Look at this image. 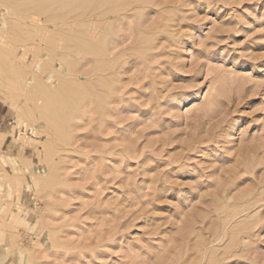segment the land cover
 Returning a JSON list of instances; mask_svg holds the SVG:
<instances>
[{
    "label": "rangeland",
    "instance_id": "obj_1",
    "mask_svg": "<svg viewBox=\"0 0 264 264\" xmlns=\"http://www.w3.org/2000/svg\"><path fill=\"white\" fill-rule=\"evenodd\" d=\"M79 1L1 3L0 264H264V0Z\"/></svg>",
    "mask_w": 264,
    "mask_h": 264
},
{
    "label": "bare ground",
    "instance_id": "obj_2",
    "mask_svg": "<svg viewBox=\"0 0 264 264\" xmlns=\"http://www.w3.org/2000/svg\"><path fill=\"white\" fill-rule=\"evenodd\" d=\"M77 1H79V0H77ZM82 1V0H81ZM114 1V0H113ZM4 2H5V0H0V4L1 3H3L4 4ZM8 7H9V9H11V11H13V12H15V16H18L19 15V17H21L22 15V17H23V22H21V21H16L15 23L17 24V26L19 25V26H21V25H23L25 28H22L21 27V30L17 27H15V29H17V33H14L13 35L15 36V43H13L11 46H12V52H13V57H14V59L16 60V61H18L19 62V64L21 65V67H20V69H21V72L23 73V74H26V75H29L30 73H32L33 71L35 72V73H38L39 75H40V73H39V71H42V70H40V69H42L41 67H45V71H46V69H52L51 67V65H52V63L50 64L49 63V61H48V63L50 64V65H48L47 64V61H46V58L47 57H44V55H46L43 51L44 50H46L47 49V52H48V47L51 45H49L48 47H46L48 44H47V42H45L44 41V37L47 35V33L49 32V28L47 27V26H43L42 24H41V22H40V19H39V17L37 16V15H39V14H37V12H38V10H42V9H44L43 7H44V4L46 5V3H47V0H8ZM80 2V1H79ZM96 2H97V0H96ZM99 2V1H98ZM92 3H93V1H92ZM3 4H1L0 5V7H2L3 8ZM80 4H81V2H80ZM98 4V3H97ZM5 5V4H4ZM90 5V4H89ZM94 5V4H93ZM52 6V5H51ZM83 6V5H82ZM94 6H96V5H94ZM98 6V5H97ZM113 6V5H112ZM5 8H6V10H8L7 9V6H4ZM88 7V6H87ZM89 8V7H88ZM93 8V7H92ZM113 8V7H112ZM115 8V7H114ZM93 9H95L96 10V7L95 8H93ZM92 10V9H91ZM9 11V10H8ZM86 11H87V9H86ZM76 12V11H75ZM75 12H73V13H75ZM92 12H93V10H92ZM5 13V12H4ZM12 13V12H11ZM72 13V14H73ZM77 13V12H76ZM80 13H81V11H80ZM5 14H7V13H5ZM17 14V15H16ZM89 14H90V12H89ZM93 14V13H92ZM90 14L91 15V17L93 16V15H95V14ZM4 15V14H3ZM9 15V14H8ZM85 14L83 13V16H84ZM102 16H103V14H101ZM0 16L2 17V15H1V13H0ZM73 16V15H72ZM77 16H79V15H77ZM86 17H87V15H85ZM89 16V15H88ZM97 16V15H96ZM101 16V17H102ZM4 17V16H3ZM37 17V18H36ZM67 18V17H66ZM75 18V17H74ZM79 18H80V16H79ZM83 18H85V17H83ZM88 18V17H87ZM20 19V18H19ZM70 19V17L68 18V20ZM42 20H44V19H42ZM67 20V21H68ZM72 20V19H71ZM95 20V19H94ZM47 21V20H46ZM81 21V20H80ZM83 21V20H82ZM81 21V22H82ZM92 21V20H91ZM90 21V22H91ZM104 21V20H103ZM48 22V21H47ZM73 22V21H72ZM86 22V21H85ZM88 22V21H87ZM19 23V24H18ZM44 24H45V22H43ZM69 23V22H68ZM76 23H78L79 24V22H76ZM89 23V22H88ZM86 24V25H89V24ZM102 22L100 21V24H101ZM67 24V23H66ZM71 24V23H70ZM75 24V23H74ZM80 24H82V23H80ZM96 24H97V22H96ZM99 24V25H100ZM48 25V24H47ZM75 26V25H74ZM83 26H84V23H83ZM83 26H81V28L83 27ZM90 26H91V24H90ZM65 28H66V26H64ZM70 27V26H69ZM76 28H78V27H80L79 25H78V27L77 26H75ZM98 27V26H97ZM72 28V27H71ZM69 29L70 31L72 30V29ZM75 28V29H76ZM85 28H86V26H85ZM24 29V30H23ZM68 29V28H67ZM80 29V28H79ZM20 30V32H18ZM81 30H84V28L83 29H81ZM80 30V31H81ZM85 30H87V29H85ZM84 30V31H85ZM90 30V29H89ZM14 31V30H13ZM41 31H42V33H41ZM51 31H53V29L52 30H50V33H51V35H52V32ZM67 31V30H66ZM69 31V33H71ZM83 31V32H84ZM94 31H95V28H94ZM14 32H16V31H14ZM32 32V39L35 37V39L36 38H38V40L39 41H37L36 43H34V44H36V45H33V50L32 51H30L31 49H29L28 47H27V45H26V43H27V39H28V35H30V33ZM68 32V31H67ZM66 32V33H67ZM82 32V31H81ZM82 32V33H83ZM81 33V35H83ZM88 33V32H87ZM94 32H92L91 33V31H90V33L88 34V35H90L91 34V36L93 37L94 35H95V33H94V35H92ZM97 33V32H96ZM41 34H42V36H41ZM77 34V33H76ZM71 35H73V33L71 34ZM79 35V34H78ZM85 35H87L86 33H85ZM38 36H41L40 38L38 37ZM91 36L89 37V38H91ZM49 37V36H48ZM87 37V36H86ZM50 38V37H49ZM85 38V37H84ZM99 38V37H98ZM74 39V38H73ZM97 39V38H96ZM82 40V39H81ZM85 40V39H84ZM71 41H73V40H71ZM87 41V40H86ZM35 42V41H34ZM49 42V41H48ZM52 47H53V45L51 46V49H52ZM60 47V46H59ZM61 47H63V46H61ZM60 47V48H61ZM66 50H67V48H65ZM77 49V48H76ZM50 50V49H49ZM83 51H84V49H83ZM9 52V51H8ZM46 52V51H45ZM53 52V51H52ZM87 52V51H86ZM86 52H84L85 54H88V53H86ZM29 53H31L32 54V56H31V60H28L27 59V57H28V55H29ZM71 53V52H70ZM83 53V52H82ZM83 53V55L82 56H84L85 54ZM48 54V56H49V54L50 53H47ZM52 55V54H51ZM55 56V54L53 53V57ZM52 56H51V58H53ZM55 57H57V56H55ZM54 57V58H55ZM57 59H59L58 57L56 58V60ZM48 60V59H47ZM57 61H59V60H57ZM56 61V62H57ZM60 61H61V59H60ZM61 67V66H60ZM59 69V68H58ZM57 69V70H58ZM53 70L54 69H52V71L51 72H53ZM47 73L45 76H43V77H41V79L42 80H39L38 81V83L39 84H43L44 82H46V83H50V80L52 79L51 78V75H53V74H56V73H58V72H56V73ZM42 73V72H41ZM43 73H45V72H43ZM51 74V75H50ZM60 74V73H59ZM38 75V76H39ZM26 81L27 80H23V81H21V83L19 84V85H23V88H25V86H26ZM41 91V90H40ZM38 92V91H37ZM46 92H49L48 90L46 91ZM46 92H45V94H46ZM49 93H51V91L49 92ZM52 94V93H51ZM48 95H50V94H48L47 93V96ZM54 95V94H53ZM52 95H50V96H48V98L47 99H49L50 97H51ZM46 98V97H45ZM46 99V100H47ZM43 101L45 100V99H42ZM41 100V101H42ZM38 101H40V100H38ZM40 101V102H41ZM42 101V105L45 103V102H43ZM48 102L50 101V100H47ZM53 101V100H52ZM40 102H37L38 104L40 103ZM48 102H46L47 104H48ZM45 103V104H46ZM51 103H54V102H50V104ZM44 104V106H48V105H45ZM53 104H51V105H49V106H52ZM40 106V105H39ZM44 106L42 107L43 109H44ZM49 106L47 107V109H50L49 108ZM37 108L38 109H40V111L42 110L40 107H38V105H37ZM37 109V110H38ZM39 111V110H38ZM43 112H45L46 111V109H45V111L44 110H42ZM41 111V112H42ZM42 112V113H43ZM46 112H48V111H46ZM50 112V111H49ZM51 113V112H50ZM41 114V113H40ZM48 115H49V113H48ZM43 116V115H42ZM46 117V116H45ZM44 117V118H45Z\"/></svg>",
    "mask_w": 264,
    "mask_h": 264
},
{
    "label": "crops",
    "instance_id": "obj_3",
    "mask_svg": "<svg viewBox=\"0 0 264 264\" xmlns=\"http://www.w3.org/2000/svg\"><path fill=\"white\" fill-rule=\"evenodd\" d=\"M4 115L2 114V108H0V124L4 120Z\"/></svg>",
    "mask_w": 264,
    "mask_h": 264
}]
</instances>
